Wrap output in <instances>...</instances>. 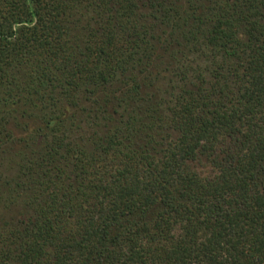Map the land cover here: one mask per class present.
<instances>
[{
    "label": "trees",
    "instance_id": "trees-1",
    "mask_svg": "<svg viewBox=\"0 0 264 264\" xmlns=\"http://www.w3.org/2000/svg\"><path fill=\"white\" fill-rule=\"evenodd\" d=\"M0 264H264V0H0Z\"/></svg>",
    "mask_w": 264,
    "mask_h": 264
}]
</instances>
